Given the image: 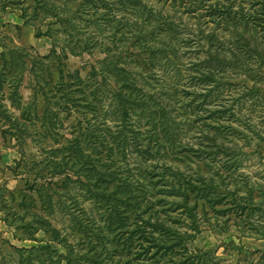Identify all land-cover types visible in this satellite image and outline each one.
<instances>
[{"label":"rangeland","instance_id":"rangeland-1","mask_svg":"<svg viewBox=\"0 0 264 264\" xmlns=\"http://www.w3.org/2000/svg\"><path fill=\"white\" fill-rule=\"evenodd\" d=\"M230 1L215 10L229 2L151 0L164 16L163 29L170 18L191 42L221 40L225 14L230 32H243L237 45L264 54V0ZM78 2L0 0V264H264V62L253 68L259 79L250 97L245 91L252 81L230 75L222 99L189 106L194 94L159 95V88L170 91L175 84L164 78L153 89L158 103H151L144 91L135 97L120 73L99 72L130 34L115 32L111 21L96 26L99 16L84 13L88 6ZM118 7L111 1L104 18L119 17ZM248 8H256L255 20L242 17ZM237 16L243 19L236 27ZM186 50L177 69L188 62L190 68L200 56L193 46ZM127 66L137 86L150 90L139 80L151 81L153 69ZM181 73L186 90L202 93V87L186 86H195L192 72ZM125 93L133 112L97 111L94 120L89 103L105 108ZM206 107L224 110V119L200 120ZM48 164L57 174L46 185L36 173L46 174ZM245 188H252L251 199L241 198ZM134 191L140 195L131 197ZM139 202L146 212L133 211ZM133 225L144 226L148 236L130 238ZM123 248L136 253L126 255ZM75 252L80 256L72 261Z\"/></svg>","mask_w":264,"mask_h":264},{"label":"trees","instance_id":"trees-1","mask_svg":"<svg viewBox=\"0 0 264 264\" xmlns=\"http://www.w3.org/2000/svg\"><path fill=\"white\" fill-rule=\"evenodd\" d=\"M53 3H57L60 0H51ZM111 1L115 0H79L81 4H84L88 6V8L85 9L86 14L93 17L95 15L99 16V25L96 26H102L107 25L110 21L113 22V28H115V32L117 33H129L130 35H123L122 38H120L121 42H124L125 44L121 46V51H115L113 50L105 59L104 62H102V65L99 69V72L104 70L106 72H112L115 73L114 76L120 73L124 78L122 79V84H125L128 89L130 87L134 88V96L138 97V92H146V97L148 98V101L151 103L156 102V97L153 92V89L155 90L157 86L165 80L164 78H170L175 83L173 87H170V91H166L165 89H161L160 94L162 97H166L167 100H171L175 94L181 96L182 94H194L196 98L190 100L187 104L190 106L191 103H194V100L200 99L202 104L206 103L207 105L210 103V105L214 104L215 99H222V96L220 92L222 91V87H224L226 81H229L228 78H231L230 75H238L242 74L245 78H243L245 81H252V86L250 88H247L245 91V95L247 97L252 96V92L255 90V87H253L254 83L258 82L259 79V73L254 72L253 68L260 69L261 63L264 62V54L263 49H258L256 46L254 47H247L242 45H237L238 40L241 38L238 34H242L243 32L239 31L236 32H230V29H233V26L228 25V19L229 16H226L224 14L223 21H222V28L219 29V35L221 36V40L216 38L215 36H209L204 37L201 40H195L194 42L189 41L187 38L188 34H185L186 32H180L178 23H175L174 19H168L167 20V26L163 29L165 20L164 16L161 14L160 10L158 9V4L155 2H151V0H116L118 7V16H112L111 20H107L104 18L105 12L109 10V4ZM229 3L226 4V6H215V10L221 8L225 9L229 4H231L230 0H227ZM78 2V3H79ZM79 3V4H80ZM114 3V2H112ZM64 5L68 6L69 4L66 2ZM82 10H79L80 12ZM99 11V12H98ZM254 12L256 13V8H251L246 10V14H242V17H244L245 20H253L254 19ZM83 13V12H80ZM235 13V12H234ZM253 13V14H252ZM126 14L128 17H126ZM238 14V13H237ZM237 16V18L233 19L234 24H236L239 21H241L243 18ZM58 20H60V16L57 17ZM255 20V19H254ZM84 21V20H83ZM90 22V20H88ZM230 22V20H229ZM92 23H97V21L93 18ZM208 22H204V25H206ZM217 23V22H216ZM220 24V23H219ZM218 25V24H216ZM237 31V29L233 30ZM65 32V31H63ZM66 33V32H65ZM38 35V32L35 34ZM69 35V34H68ZM127 40H126V37ZM165 36V39H162V37ZM233 40H230L232 39ZM165 41H167L165 43ZM166 44L167 47L163 48L162 46ZM69 44H66L65 46H61V50L68 49L67 47ZM215 47H211L214 46ZM133 46H137V50L134 49ZM193 46L194 51L197 50V53H200V56L198 60L195 61V63L191 64L192 66L189 68L190 62H188V66L185 68H182L180 65V69L176 68V66L179 64V53H185L191 49ZM212 48L215 50L212 52ZM68 51V50H67ZM191 51V50H190ZM126 52V54L122 53ZM126 59V62H125ZM137 63L138 66L142 67L143 69L151 70L153 69V76H151V81L146 80H139L141 81L142 85H148L150 87V90L144 89V87L141 89L139 86H137L138 78L134 76V72H130L127 68L124 67V64L127 65L130 63ZM257 64V65H256ZM256 65V66H255ZM91 67H94V65H91ZM264 67V66H263ZM170 70H175V76L176 78L172 77L170 74ZM192 72L193 74L188 75L189 80L194 79V85L191 86V83L188 86L190 87H202V93H191L192 90H186V87L183 86L184 83V77L181 72L182 71ZM254 73H252V72ZM136 75V74H135ZM115 76V77H116ZM65 75L62 76L63 82H67L65 80ZM141 77H144V75L141 74ZM107 78V77H106ZM155 84H151L150 82H153ZM114 82L118 84V82L114 79ZM184 83V84H183ZM61 84V86H62ZM199 85V86H198ZM122 87L118 86V90H120ZM152 88V89H151ZM39 92H43L41 88H37ZM157 89V90H159ZM194 89V88H193ZM131 96L122 95V97L119 98L120 100L114 102L112 101L110 105L106 106L105 108H99L95 109L94 106H92V103H89L88 107L91 111L95 113L94 120L97 117V111L101 112L102 114H107L108 111L114 109L116 112L123 113L121 109L128 110L130 112H133V109L136 107L132 102H129L128 98ZM144 97V95H140L139 98ZM83 101H87L84 100ZM64 101V100H63ZM76 101V100H75ZM141 101V100H140ZM148 101L144 102L145 106L148 103ZM68 102V101H67ZM67 102H62L63 106H66L67 108H71V105H68ZM78 102V100H77ZM213 102V103H212ZM57 105V102H55ZM186 104V105H187ZM79 106H77V110L80 111V109L83 108L78 102ZM76 107V106H73ZM137 107H140L139 110L145 109L143 107V103L137 104ZM209 107V106H208ZM206 107L205 110H207L209 113L206 116L201 117L200 120L205 118H212L215 114L218 115V120L220 117L221 119H224V116L221 114L224 113V110H214L211 111L209 108ZM48 110V108H47ZM113 111V110H112ZM78 115L82 114V112H77ZM6 118V117H5ZM200 118V117H199ZM79 119L76 120L75 123H79ZM9 126H11L8 123ZM207 126L208 124H204ZM163 129H168V127L165 125L162 126ZM15 128V127H14ZM216 128V127H215ZM218 131V128H216ZM104 136L109 137L108 134H105ZM157 138V136H156ZM74 154V153H72ZM234 157V155H230ZM75 157L78 158V160H82V155L79 156L78 153H75ZM124 157V156H123ZM199 157V156H197ZM72 158V156L70 157ZM62 159V158H61ZM69 160V159H68ZM70 161V160H69ZM67 163V162H65ZM46 168V174L36 173L37 179H45L46 185L50 184V181L54 174H57L55 170H50V165ZM177 168V167H176ZM112 174V173H111ZM61 180L66 181L68 180V174H61ZM201 177V176H198ZM124 180V178H122ZM31 181L35 182V177L30 179ZM68 183L64 182V184L61 185L62 188H66ZM259 185V184H258ZM126 186V185H125ZM118 190V186L116 185ZM60 189V188H59ZM114 186H111V193L114 190ZM59 191H56V196L59 195L57 193ZM111 193L105 194L107 197L111 195ZM90 193L84 196H89ZM136 195H140V192L134 191L131 194V197H135ZM244 195H247L248 197H245ZM244 195H241V198L244 200L246 198H252L253 190L252 188H245ZM182 197V196H180ZM184 197V196H183ZM109 208L114 209V205L109 206ZM140 209V212H146L141 211V204L139 202L138 205L133 206V211H137ZM125 214V213H123ZM115 221V220H114ZM133 221L137 222V217L133 218ZM142 221V220H140ZM43 222L48 223L47 220H44ZM143 222V221H142ZM145 223V222H143ZM119 226H121L119 224ZM144 226L141 225H133V229L136 230V233H130V238L136 237V240H141L145 237H147V232H145ZM51 232H49L53 237H56L54 233H56V229L51 228ZM122 234V233H120ZM123 251L126 255L129 254H135L136 252H132L130 248H123ZM79 253L75 252L73 254L72 261L79 259ZM67 264H72V262H67Z\"/></svg>","mask_w":264,"mask_h":264}]
</instances>
